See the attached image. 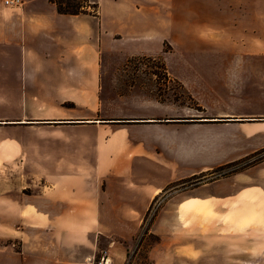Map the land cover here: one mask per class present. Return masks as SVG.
Listing matches in <instances>:
<instances>
[{"label": "crops", "instance_id": "obj_1", "mask_svg": "<svg viewBox=\"0 0 264 264\" xmlns=\"http://www.w3.org/2000/svg\"><path fill=\"white\" fill-rule=\"evenodd\" d=\"M5 1L0 126L34 134L16 157L36 193L0 192V264H136L164 192L142 235V246L155 238L148 264H264V111L231 107L264 73L251 59L264 57V0H88L75 15L54 0ZM160 55L164 98L154 72L131 71ZM134 75L150 84H127ZM173 84L200 109L175 101Z\"/></svg>", "mask_w": 264, "mask_h": 264}, {"label": "rangeland", "instance_id": "obj_2", "mask_svg": "<svg viewBox=\"0 0 264 264\" xmlns=\"http://www.w3.org/2000/svg\"><path fill=\"white\" fill-rule=\"evenodd\" d=\"M57 1L65 3L67 0H57ZM70 1L72 4H77L78 7L82 6V5L85 6L84 0H70ZM233 35H235V34H233ZM225 46H227V47L233 46L229 37H226L224 39V42H223V48L224 49H225ZM163 50H164V53H169L170 47L168 45L164 44ZM177 56L181 58L180 54ZM230 56H231V54H230ZM195 57H197V56H195ZM251 59H253V60L263 59L264 60V57L261 56L260 58H258L256 56H254ZM162 60H164L163 55H160L156 58H147V57L135 58V59H133V61L136 63L131 66V69H132L131 71L140 73V72H144V71L149 72L151 70L152 72H154L156 74V80H157V84L159 86L158 90L156 92V95L158 97L164 98L167 95V90H166V87L164 86V85H166L167 77L165 75H163V72L160 69ZM258 72H264V70L255 69V73H258ZM149 80H150L149 75H147L146 77L142 76V75H134L133 79H131V81H127L126 83L127 84L132 83V84L149 85L150 84ZM257 81L260 83L259 85H257V84L254 85L255 92H257V93L253 94L252 97L247 98V99H243V98L236 99L231 104L232 108L240 109V110H246L249 112L253 111L252 113H261L262 111H264V97L262 94H260L261 92H264V83H263L264 82V73L261 75V79L260 80L258 79ZM173 85H174V87L171 88V90H173V91L170 92L169 95L173 96L175 101H178L181 97H183V102H182L183 104H186L189 108L194 109L196 111L200 109V107H198L197 104L194 101H192L188 95H183L182 91L179 90V87L176 84H173ZM240 87H245V86H240ZM240 91L243 92L241 89H240ZM258 92H260V93H258ZM134 95L137 97L138 96L140 97V96L147 95V94L144 92H137V93H134ZM153 95H155V94H153ZM190 118L191 117H189L188 119H190ZM180 134L187 136L189 133L186 130L184 132L180 131ZM29 136H34V134L29 135V133H22L18 129L7 128L6 126H3V125L0 126V192H6V190L8 189V186H9V192H10V190L15 191V192H20L22 187H26L28 184L33 183L31 181L24 180V177H23L24 171L28 165L27 164L23 165L21 163H18V159L16 157V155L20 151V145L17 144L16 142H19L21 137H27L28 138ZM256 157H258V159H260L261 157H264V150L261 151L260 153H257L255 155V158ZM8 159H9V161H8ZM199 164H200V162L196 163V165H199ZM196 167H194L193 169H195ZM228 170H230V169H228ZM226 171H227V169H226ZM218 173H220V172L211 171L209 173H206L207 176L204 178H201V176L200 177H193L191 179H187V180H184L181 182H177V183L173 184L174 187L172 186L173 189L170 191L181 190V189H185V188H193V187H196L198 185L208 183L207 182L208 180L212 181V179H214L215 177H220L218 175ZM222 173H224V172H222ZM26 188L28 190V192H25L26 195L33 196L34 193H36V192H32L33 190L29 189L30 187H26ZM34 188H36V186H34ZM169 194H170V192H168V193L164 192L162 195L156 197L150 206V208L151 207L154 208L153 213L148 215V212H147L145 217L143 218L141 236H139L137 238V240L135 242V249L133 248V253H132L133 257L135 256V254H138V259H137L136 264H148L149 263V261H147V254H146L147 248L150 244L154 243L155 238L148 237L146 239V242L143 244V246L141 245V243H142L144 236L146 235L153 219L155 218V214L157 213V210H159L160 208H162L164 206V204L166 202L165 200L169 197ZM31 199H35V198L33 197ZM142 235H144V236H142ZM131 262H132V260L129 261L128 264H131Z\"/></svg>", "mask_w": 264, "mask_h": 264}, {"label": "trees", "instance_id": "obj_3", "mask_svg": "<svg viewBox=\"0 0 264 264\" xmlns=\"http://www.w3.org/2000/svg\"><path fill=\"white\" fill-rule=\"evenodd\" d=\"M54 2L57 5L58 12L61 13V14H69V15L79 14V13L83 12V7H85L83 5L78 7L77 4H72L70 0H67L65 3L59 2L57 0H54ZM84 2L86 3L87 0H84ZM236 167H237L236 164L228 165L226 167L219 168V169L215 170V172H220V173H218V175L219 176H224V175H227V174H229L231 172L236 171ZM226 169H227V171H226ZM228 169H230V170H228ZM222 172H224V173H222ZM206 176H207V174H204L203 176H201V178H204ZM217 178L218 177H215L214 179H217ZM214 179H212V180H214ZM208 181H210V180H208ZM153 211H154L153 207L149 208L148 215L152 214Z\"/></svg>", "mask_w": 264, "mask_h": 264}, {"label": "built area", "instance_id": "obj_4", "mask_svg": "<svg viewBox=\"0 0 264 264\" xmlns=\"http://www.w3.org/2000/svg\"><path fill=\"white\" fill-rule=\"evenodd\" d=\"M5 4L20 6L22 4V0H6ZM89 264H111V260L106 254H104L99 260H94L92 262H89Z\"/></svg>", "mask_w": 264, "mask_h": 264}]
</instances>
